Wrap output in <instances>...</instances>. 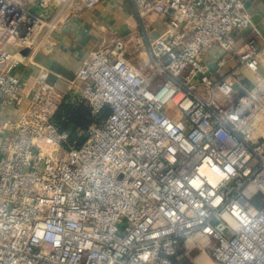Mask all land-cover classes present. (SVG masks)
<instances>
[{
	"label": "built area",
	"instance_id": "1",
	"mask_svg": "<svg viewBox=\"0 0 264 264\" xmlns=\"http://www.w3.org/2000/svg\"><path fill=\"white\" fill-rule=\"evenodd\" d=\"M131 1L163 19L149 68L121 40L88 51L68 83L109 113L71 137L50 70L15 68L50 39L52 6L78 4L0 0V264H174L191 248L264 264V35L245 0Z\"/></svg>",
	"mask_w": 264,
	"mask_h": 264
},
{
	"label": "crops",
	"instance_id": "2",
	"mask_svg": "<svg viewBox=\"0 0 264 264\" xmlns=\"http://www.w3.org/2000/svg\"><path fill=\"white\" fill-rule=\"evenodd\" d=\"M245 8L257 30L264 35V0H245ZM47 22V44L33 59L26 54L15 73L26 79L36 65L50 70L51 84L65 96L64 105H82L68 81L73 80L88 51L96 48L113 49L117 40L126 44V59L140 70L148 69L151 58L148 40L163 29V19L155 15L140 20L131 0H100L90 8L67 9L61 16L55 5ZM27 57V58H26ZM79 87L81 83H78ZM72 126V127H70ZM73 129V125H68Z\"/></svg>",
	"mask_w": 264,
	"mask_h": 264
},
{
	"label": "trees",
	"instance_id": "3",
	"mask_svg": "<svg viewBox=\"0 0 264 264\" xmlns=\"http://www.w3.org/2000/svg\"><path fill=\"white\" fill-rule=\"evenodd\" d=\"M108 113V108H105L98 116L94 117L90 114V110L84 105L74 106L61 104L52 117V121L60 130L66 129L70 124L73 125L71 137H74L77 135L78 130H86L91 124L105 118ZM174 264H176V262Z\"/></svg>",
	"mask_w": 264,
	"mask_h": 264
},
{
	"label": "rangeland",
	"instance_id": "4",
	"mask_svg": "<svg viewBox=\"0 0 264 264\" xmlns=\"http://www.w3.org/2000/svg\"><path fill=\"white\" fill-rule=\"evenodd\" d=\"M74 2L78 4L77 5L78 7H80V1L79 0H74ZM70 127H72V126H70ZM189 248H191V247H189ZM201 255H204V254H201L200 250H198L196 248L195 249L191 248L190 251L186 252V256H183L181 259L176 261V264H195L197 258Z\"/></svg>",
	"mask_w": 264,
	"mask_h": 264
},
{
	"label": "bare ground",
	"instance_id": "5",
	"mask_svg": "<svg viewBox=\"0 0 264 264\" xmlns=\"http://www.w3.org/2000/svg\"><path fill=\"white\" fill-rule=\"evenodd\" d=\"M200 243L201 245L205 244V240L202 238H194L192 240H189L187 242V246L188 247H192L194 243ZM195 264H212L211 262H209L208 258L205 255H201L197 258Z\"/></svg>",
	"mask_w": 264,
	"mask_h": 264
},
{
	"label": "water",
	"instance_id": "6",
	"mask_svg": "<svg viewBox=\"0 0 264 264\" xmlns=\"http://www.w3.org/2000/svg\"><path fill=\"white\" fill-rule=\"evenodd\" d=\"M27 53H28V50H27V49H24V50H22V51L19 53V55L17 56V58H18L19 60H22L23 57H24Z\"/></svg>",
	"mask_w": 264,
	"mask_h": 264
}]
</instances>
